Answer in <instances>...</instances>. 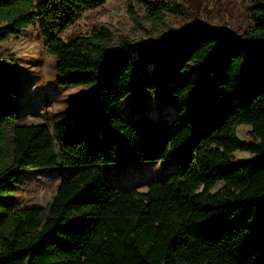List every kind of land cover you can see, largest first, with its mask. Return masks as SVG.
<instances>
[{
	"label": "trees",
	"instance_id": "obj_1",
	"mask_svg": "<svg viewBox=\"0 0 264 264\" xmlns=\"http://www.w3.org/2000/svg\"><path fill=\"white\" fill-rule=\"evenodd\" d=\"M106 1L0 0V43L36 23L57 85L94 86L96 111L16 125V65L0 52V140L11 129L8 152L0 146V264H264V4L249 8L243 35L176 31L117 47L105 28L61 38ZM178 7L148 3L149 20ZM142 87L175 97L178 119L127 118L123 100ZM242 125L252 142L237 137ZM158 161L176 171L145 192L116 191L100 169ZM58 167L79 170L46 209H17V175Z\"/></svg>",
	"mask_w": 264,
	"mask_h": 264
},
{
	"label": "rangeland",
	"instance_id": "obj_2",
	"mask_svg": "<svg viewBox=\"0 0 264 264\" xmlns=\"http://www.w3.org/2000/svg\"><path fill=\"white\" fill-rule=\"evenodd\" d=\"M165 0H107L97 9L83 11L76 22L61 38L68 42L77 37L92 36L96 30L109 31L113 46L123 42H139L165 36L173 32L189 35L218 34L227 30L245 34L251 25L249 8L264 0H174L179 5L177 12H165L164 20L154 25L149 20L148 3ZM0 52L13 57L17 70L16 125L32 126L56 123L90 121L94 118V86H58L56 82L57 58L46 52L44 40L37 24L27 28L19 38H10L0 43ZM175 97L166 96L161 88L146 87L133 91L123 100V109L129 119L167 120L178 119ZM251 127L242 125L236 129L237 137L252 142ZM11 129L0 140L4 152L10 148ZM234 159L247 161L253 158L248 153L236 152ZM174 161H158L100 167L105 179L116 191H147L155 180H165L166 175L176 171ZM79 168L58 167L51 169H28L21 171L13 184L16 208L46 209L51 203L63 178H68ZM218 185L213 192L220 189Z\"/></svg>",
	"mask_w": 264,
	"mask_h": 264
}]
</instances>
